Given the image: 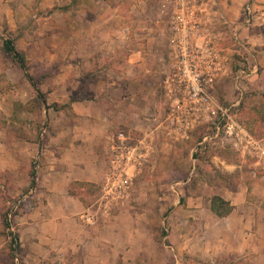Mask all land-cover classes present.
Instances as JSON below:
<instances>
[{
    "label": "rangeland",
    "instance_id": "rangeland-1",
    "mask_svg": "<svg viewBox=\"0 0 264 264\" xmlns=\"http://www.w3.org/2000/svg\"><path fill=\"white\" fill-rule=\"evenodd\" d=\"M40 1L0 0V61L15 63L34 88L35 94L34 99H31L33 101L22 107L20 120H16L20 123L17 131L22 139L34 138L40 151L38 158L36 156L29 166L31 169L25 168L24 162L13 169L9 165L11 160L5 161V169H0V264H25L16 220L22 208L36 201L32 198L35 183L32 166L36 167L40 162L46 139L57 131L67 127L77 129L80 125L76 122L77 114L72 106L73 99L78 97L77 87L70 92L72 98L65 103H48L47 100L48 93L57 86L60 76L65 73L63 68L69 63L80 64L86 75L93 74L98 79H81L88 84L83 92L91 90L92 95L94 90L102 87V94L106 96L112 84L133 83L137 89L130 94L135 106L141 105L145 108L146 104L150 105L148 117L151 119L147 121L149 127L143 130H130L124 126L117 128L130 130L135 137L145 133L151 134L156 151L134 183L133 198L127 206L114 214H126L122 221L126 230L139 228L134 235H125L127 246L118 244L119 254L115 264H221L223 259L217 249L215 256H204L203 249L194 252L195 248L204 246L217 248L215 237L219 235L220 228L210 232L207 242L202 236L190 241L189 232L192 229L194 231L196 221L189 217L188 213L194 202L192 197L201 196L204 192L210 194L211 189L218 187L220 182L234 189L244 183L252 184L256 177L253 175L251 158H243L235 151L224 133H217L212 120L206 119L198 124L188 139L166 136L165 120L168 107L162 79L168 67L171 20L169 1L146 0L147 6L143 9L135 10L133 14L128 13L133 23L132 39L124 45L113 47V53H98L84 60L69 59L70 62L65 60L63 55H51L54 52H65L68 47L59 42L52 44L55 36L65 32L64 28L58 25L47 28L45 32L48 34L45 36L40 35L39 30L43 32L46 16L57 9L65 12V18L70 22L68 33L72 34L76 31L77 20L89 22L94 18L96 2L63 0L61 5L56 3L51 9L40 10ZM200 1L207 5L206 13H209L208 19L211 21L209 28L217 49L224 57L223 73L217 81L214 94L222 104L237 114L248 130L250 127L264 137V0ZM132 2L133 0H125L126 6ZM247 4L252 6L250 15L245 9ZM22 5H26L30 11L22 10ZM53 21L56 24L59 19L53 17ZM30 36H36L37 41V44L31 47L28 45L32 40L29 39ZM7 39L12 40L15 47L24 53L28 63L27 72L33 80L27 77L26 71L14 56L5 50L4 43ZM136 48H139L145 57L139 64L130 67L126 65V58L130 51ZM45 51L50 54L47 56ZM30 53H37V57L39 54L47 57L33 62L29 59ZM69 72V78L73 79L70 84L72 86L76 84L78 77L72 71ZM42 85L47 86V89L41 88ZM24 93L28 96V91L24 90ZM126 96V92L119 91V98ZM28 109H31L35 116H30ZM44 110L48 111L47 117H44ZM4 123H8V120L4 119ZM22 145L24 147L27 144L24 142ZM26 169L30 170L27 178L24 175ZM90 190L91 197L86 200L94 203L98 199L95 198L98 197V188L93 186ZM141 228L143 233H140ZM55 255L56 257L40 264H82L72 258L64 259L65 255ZM251 258L252 255L249 254L238 257L233 262L246 264V261L251 262ZM30 261L32 264H39L37 259ZM88 262L95 264L94 261Z\"/></svg>",
    "mask_w": 264,
    "mask_h": 264
},
{
    "label": "crops",
    "instance_id": "crops-1",
    "mask_svg": "<svg viewBox=\"0 0 264 264\" xmlns=\"http://www.w3.org/2000/svg\"><path fill=\"white\" fill-rule=\"evenodd\" d=\"M61 2L63 0H41L39 9L48 10L56 3L61 5ZM95 2L94 18L89 22L77 20L76 31L72 34L68 33L70 22L66 20L63 10L56 9L46 16L44 30L43 32L39 30V34L45 36L48 34L45 29L58 25L64 28L65 32L58 37L55 36L52 44L59 42L68 46L65 52H54L51 55L57 54L59 57L63 55L62 57L70 62L69 59L84 60L98 53H113L115 51L113 47L124 45L132 39L133 23L128 13L133 14L135 10L139 11L147 6L146 0H133L129 6H126L125 0ZM22 10L30 11L26 5H22ZM53 17L59 19V22L55 24ZM144 34L150 35L148 32ZM29 39H32L28 42L29 47L37 44L36 36L34 38L30 36ZM45 54L48 56L50 52L45 51ZM47 56L39 54L37 57V53H30L29 59L34 62ZM143 57H145L143 52L136 48L128 54L126 65L132 67L139 64ZM63 69L64 75L60 76L57 86L48 93L47 100L48 103L54 101L65 103L71 97L70 92L77 87L78 97L73 99L72 106L77 114L76 122L80 125L77 129L67 127L48 137L41 150L40 162L36 167L32 166L35 172L32 198L36 201L22 208L16 220L22 257L25 264L27 262L32 264L30 260L33 259H37L40 264L56 257L55 253L65 255L64 259L72 258L82 264H90L89 260L95 264H115L119 254L118 244L122 247L127 246L125 235L127 233L134 235L139 228L126 230L122 226V221L126 217L123 213L105 217L97 225L85 223L82 215L95 208L93 205L96 204V200L89 203L86 198H90L91 195L83 191L73 193L70 190L72 184L76 182L91 183L99 188L107 166L108 135L121 126L130 130H143L149 127L147 121L151 119L148 117L150 105L145 103V108L141 105L135 106L133 96L130 94L137 89L133 83L112 84L106 96L102 94L104 91L102 87L92 90L94 93L91 95V90L83 92L88 87L83 80L90 78L98 80L97 77L93 74L86 75L84 68L78 63L76 65L69 63ZM69 71L78 77L76 84L72 86L70 84L73 79L69 78ZM41 88L47 89V86L42 85ZM24 90L28 91V96H25ZM33 91L34 88L15 63L0 61V169H5V161L8 160L12 161L9 165L13 169L22 162L26 163L25 168H30L32 160L40 155L34 138L22 139L17 131L20 123L16 120H20L22 107L33 101L31 100L35 97ZM119 91L126 92L127 96L119 98ZM143 99L146 102L145 96ZM27 112L30 116H35L31 109ZM47 112L44 110V117H47ZM4 119L8 120V123H4ZM24 142L27 145L23 147ZM29 171L26 169L24 172L26 178L29 177ZM216 195L229 201L232 206V211L225 217H219L211 208L212 199ZM192 198L194 202L188 213L189 217L196 221L194 231L191 226L192 230L189 232L190 241L202 236L207 242L210 232L220 228L219 235L215 237L217 248L216 246L195 248V253L203 249L205 252L200 255L215 256L219 250L223 259L221 264H235L233 261L238 257L251 254V262L246 261V264H264L262 179L256 177L252 184L244 183L234 189L220 182L218 187L211 189L210 194L204 192L203 195ZM212 224L213 226H210ZM140 233H143L142 228Z\"/></svg>",
    "mask_w": 264,
    "mask_h": 264
},
{
    "label": "built area",
    "instance_id": "built-area-1",
    "mask_svg": "<svg viewBox=\"0 0 264 264\" xmlns=\"http://www.w3.org/2000/svg\"><path fill=\"white\" fill-rule=\"evenodd\" d=\"M168 1L171 10L168 67L162 79L168 107L166 136L188 139L198 124L212 120L217 133H224L235 151L243 158H251L253 175L264 181V137L248 130L237 114L214 94L223 73L224 57L209 28L207 5L200 0ZM245 7L250 15L252 6ZM155 151L151 134L135 137L130 130L117 129L108 135L107 166L95 208L82 215L85 223L97 225L127 206L133 198L135 181Z\"/></svg>",
    "mask_w": 264,
    "mask_h": 264
},
{
    "label": "trees",
    "instance_id": "trees-1",
    "mask_svg": "<svg viewBox=\"0 0 264 264\" xmlns=\"http://www.w3.org/2000/svg\"><path fill=\"white\" fill-rule=\"evenodd\" d=\"M5 50L12 54L14 58L19 62L20 66L26 71V75L30 80H33V77L27 72L28 70V63L24 56V53L20 50H18L13 41L7 39L4 43ZM258 121V120H257ZM249 130L257 137H261L258 135L252 128L249 127ZM93 187V184L86 183V182H76L72 184L71 192L77 193L79 191H83L86 194H90L91 190L90 188ZM213 212L218 215L219 217H225L232 211V206L229 201L225 200L221 196H214L212 199V206H211ZM17 241V238L16 240Z\"/></svg>",
    "mask_w": 264,
    "mask_h": 264
}]
</instances>
